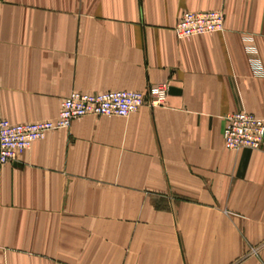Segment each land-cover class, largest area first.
Here are the masks:
<instances>
[{
  "label": "crops",
  "instance_id": "1",
  "mask_svg": "<svg viewBox=\"0 0 264 264\" xmlns=\"http://www.w3.org/2000/svg\"><path fill=\"white\" fill-rule=\"evenodd\" d=\"M225 30L180 39L186 11ZM168 104L86 115L0 166V264H264V151L226 115L264 118V0H0V118H58L71 92Z\"/></svg>",
  "mask_w": 264,
  "mask_h": 264
},
{
  "label": "built area",
  "instance_id": "2",
  "mask_svg": "<svg viewBox=\"0 0 264 264\" xmlns=\"http://www.w3.org/2000/svg\"><path fill=\"white\" fill-rule=\"evenodd\" d=\"M225 13L222 10L184 11L174 27L178 38L223 32ZM170 85L153 84L146 91L108 90L82 92L75 90L61 105L58 118L35 122H12L0 118V166L20 161L22 154L49 131L69 128L73 120L86 115L127 117L141 106L159 107L168 104ZM223 132L228 149L250 148L264 151V118L245 109L226 115Z\"/></svg>",
  "mask_w": 264,
  "mask_h": 264
},
{
  "label": "water",
  "instance_id": "3",
  "mask_svg": "<svg viewBox=\"0 0 264 264\" xmlns=\"http://www.w3.org/2000/svg\"><path fill=\"white\" fill-rule=\"evenodd\" d=\"M178 92V90L176 89V88H174V87H170V91H169V93H177Z\"/></svg>",
  "mask_w": 264,
  "mask_h": 264
}]
</instances>
